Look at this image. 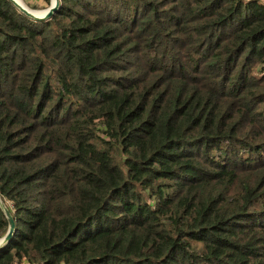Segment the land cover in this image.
Wrapping results in <instances>:
<instances>
[{"label":"trees","instance_id":"trees-1","mask_svg":"<svg viewBox=\"0 0 264 264\" xmlns=\"http://www.w3.org/2000/svg\"><path fill=\"white\" fill-rule=\"evenodd\" d=\"M0 199V264H264V0H0Z\"/></svg>","mask_w":264,"mask_h":264},{"label":"water","instance_id":"water-1","mask_svg":"<svg viewBox=\"0 0 264 264\" xmlns=\"http://www.w3.org/2000/svg\"><path fill=\"white\" fill-rule=\"evenodd\" d=\"M11 3L14 4V6L17 8V10L22 13L24 16L28 18H32L35 20H48V18L51 17V14L56 11V9L59 6V0H49V5L44 10V12L41 15H34L32 13L27 12L22 6H20L15 0H9ZM0 209L2 211V214H4L7 222V227L5 230V233L0 237V246H2L4 243H6L14 233V219L12 214H10L8 208L4 204V202L0 199Z\"/></svg>","mask_w":264,"mask_h":264},{"label":"rangeland","instance_id":"rangeland-1","mask_svg":"<svg viewBox=\"0 0 264 264\" xmlns=\"http://www.w3.org/2000/svg\"><path fill=\"white\" fill-rule=\"evenodd\" d=\"M22 2V5L26 7V9H29L30 11L35 13H43V11L47 8V6H44L41 2H35V0H20ZM42 6V7H40ZM40 11V12H36Z\"/></svg>","mask_w":264,"mask_h":264},{"label":"bare ground","instance_id":"bare-ground-1","mask_svg":"<svg viewBox=\"0 0 264 264\" xmlns=\"http://www.w3.org/2000/svg\"><path fill=\"white\" fill-rule=\"evenodd\" d=\"M20 6H22L27 12H29V13H32V14H34V15H41L42 13H35V12H32L33 10H29V9H26V7H24L23 5H22V2L20 1V0H15ZM36 12H40V11H36ZM44 12V11H43Z\"/></svg>","mask_w":264,"mask_h":264}]
</instances>
